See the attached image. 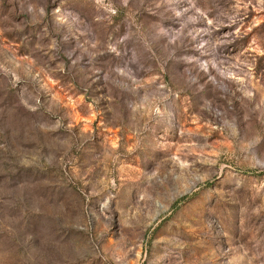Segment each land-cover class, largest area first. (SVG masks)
<instances>
[{
	"label": "rangeland",
	"instance_id": "374dc122",
	"mask_svg": "<svg viewBox=\"0 0 264 264\" xmlns=\"http://www.w3.org/2000/svg\"><path fill=\"white\" fill-rule=\"evenodd\" d=\"M0 264H264V0H0Z\"/></svg>",
	"mask_w": 264,
	"mask_h": 264
}]
</instances>
